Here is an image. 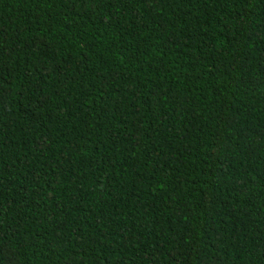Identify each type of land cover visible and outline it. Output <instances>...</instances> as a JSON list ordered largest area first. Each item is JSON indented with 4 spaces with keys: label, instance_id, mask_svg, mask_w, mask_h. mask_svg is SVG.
<instances>
[{
    "label": "trees",
    "instance_id": "trees-1",
    "mask_svg": "<svg viewBox=\"0 0 264 264\" xmlns=\"http://www.w3.org/2000/svg\"><path fill=\"white\" fill-rule=\"evenodd\" d=\"M0 264H264V0H0Z\"/></svg>",
    "mask_w": 264,
    "mask_h": 264
}]
</instances>
